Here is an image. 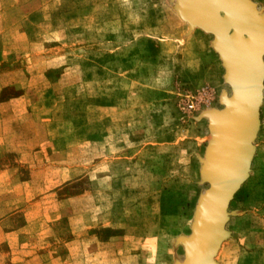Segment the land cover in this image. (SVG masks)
<instances>
[{
  "label": "rangeland",
  "instance_id": "obj_1",
  "mask_svg": "<svg viewBox=\"0 0 264 264\" xmlns=\"http://www.w3.org/2000/svg\"><path fill=\"white\" fill-rule=\"evenodd\" d=\"M250 1L264 21V0ZM175 6L0 0V102L22 96L25 108L5 126H19L21 151L44 143L36 157L48 164L19 172L39 184L53 168L55 194V221L35 243L8 244L0 226V264L181 262L178 239L207 187L199 176L212 137L204 114L222 108L229 88L212 37ZM10 112L0 105V119ZM252 145L215 264H264V79ZM5 157L13 164L0 154V166Z\"/></svg>",
  "mask_w": 264,
  "mask_h": 264
},
{
  "label": "water",
  "instance_id": "obj_2",
  "mask_svg": "<svg viewBox=\"0 0 264 264\" xmlns=\"http://www.w3.org/2000/svg\"><path fill=\"white\" fill-rule=\"evenodd\" d=\"M178 17L212 37L229 94L220 110L205 113L213 141L205 146L199 170L207 187L197 198L188 236L178 239L182 260L176 264H214L212 258L227 232L226 209L245 181L259 125L264 79V21L250 14V0H175Z\"/></svg>",
  "mask_w": 264,
  "mask_h": 264
},
{
  "label": "crops",
  "instance_id": "obj_3",
  "mask_svg": "<svg viewBox=\"0 0 264 264\" xmlns=\"http://www.w3.org/2000/svg\"><path fill=\"white\" fill-rule=\"evenodd\" d=\"M0 105L8 107L11 111L6 119H0V154L13 156V164H10L5 157L2 158V161H6V163L0 166V213L3 214L0 226L3 228L2 234L6 242L22 248L32 242L35 243L38 230L43 227L48 228L55 221L53 206L55 194L53 185H50L54 179V169L46 168L45 177L39 184L33 183V180L36 179L33 172L27 173L26 177L22 176L19 172L21 167L31 168L35 164H48V160L42 161L36 157L44 143L38 148L21 151L20 143H14L16 137L13 139L19 126L16 124L5 126L6 121L13 120L25 112V108L22 106V96L2 101ZM9 136H12L11 141L6 140ZM15 155L16 158H14ZM39 185L42 186L40 192H38ZM81 195V193H77L65 200L70 201ZM16 213H20L19 220L10 219L11 215Z\"/></svg>",
  "mask_w": 264,
  "mask_h": 264
},
{
  "label": "bare ground",
  "instance_id": "obj_4",
  "mask_svg": "<svg viewBox=\"0 0 264 264\" xmlns=\"http://www.w3.org/2000/svg\"><path fill=\"white\" fill-rule=\"evenodd\" d=\"M253 4V3H252ZM176 8H177V6H176ZM254 10V9H253ZM252 10V7H250V14L251 15H253L255 18H256V20L258 21V22H260V18L258 17V15H257V13H255L254 11ZM196 27V26H195ZM194 26L193 27H191V28H195ZM212 48H213V46H212ZM213 50H214V48H213ZM215 51V50H214ZM216 52V51H215ZM217 53V52H216ZM205 115V114H204ZM206 117V116H205ZM207 118V117H206ZM211 133H212V137H211V141H209V143H211L212 141H213V136H214V134H213V132L212 131H210ZM203 160V159H202ZM201 160V161H202ZM181 244V243H180ZM216 254V253H215ZM212 260H213V262H214V257L212 258ZM214 264H215V262H214Z\"/></svg>",
  "mask_w": 264,
  "mask_h": 264
}]
</instances>
